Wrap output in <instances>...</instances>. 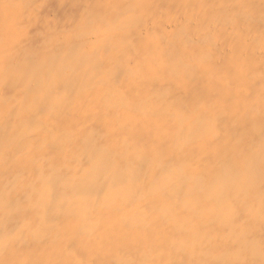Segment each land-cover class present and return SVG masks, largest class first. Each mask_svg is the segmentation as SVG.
Wrapping results in <instances>:
<instances>
[{
    "label": "bare ground",
    "instance_id": "1",
    "mask_svg": "<svg viewBox=\"0 0 264 264\" xmlns=\"http://www.w3.org/2000/svg\"><path fill=\"white\" fill-rule=\"evenodd\" d=\"M0 264H264V0H0Z\"/></svg>",
    "mask_w": 264,
    "mask_h": 264
}]
</instances>
